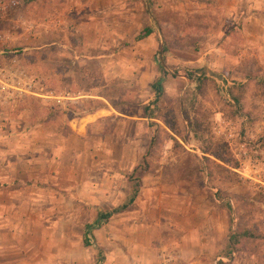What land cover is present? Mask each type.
Masks as SVG:
<instances>
[{"label":"rangeland","instance_id":"1","mask_svg":"<svg viewBox=\"0 0 264 264\" xmlns=\"http://www.w3.org/2000/svg\"><path fill=\"white\" fill-rule=\"evenodd\" d=\"M5 28L0 63L37 95L0 91V263L63 248L96 264L105 240L134 238L168 264L160 245L188 238L194 258L198 243L215 264H264V0H22Z\"/></svg>","mask_w":264,"mask_h":264},{"label":"crops","instance_id":"2","mask_svg":"<svg viewBox=\"0 0 264 264\" xmlns=\"http://www.w3.org/2000/svg\"><path fill=\"white\" fill-rule=\"evenodd\" d=\"M43 102H45V104H49V103L60 104L62 101L59 99L58 100L45 99ZM101 117H102V111L95 110L92 113L85 114L79 120H74L77 126V131L81 127L85 130V128L88 125L94 123L96 120L100 119ZM124 211L120 213H123ZM120 213H116V214H120ZM101 226L99 228H96V230L97 229L99 230ZM96 230L95 229L92 230L91 235H94L95 234L94 231ZM190 246H191L190 240L188 238H184L177 240L176 242H173L168 245L161 244L159 250L161 251L166 250L167 252H169L170 255H172L169 257L171 261L168 264H215L213 262V257H212L214 253V249L212 247H209L208 245L201 247V245L197 243L195 249L198 252L197 254L199 255L194 258L192 256V252H191L192 248ZM103 247L106 249V254L103 264H166V263H161L160 260H156V257L154 255V250L150 247V243L147 240L142 245V243H138L137 240H135L134 238L120 239L118 241L108 239L105 240ZM177 247L179 248V250L175 251ZM9 250L16 251L15 255L24 252L21 249V247L19 248L18 245H15L14 248H10ZM201 254H203L204 256H201ZM1 255L3 254L1 253ZM42 255H44L43 257L44 264H66V262L67 264L71 263V259H69V257L68 258L65 257L63 248L58 250L55 254L49 253L48 249H46L44 253H42ZM0 264H15V263H13L12 260L6 259ZM17 264H21V261L19 260ZM78 264H89V261H87V259L84 257L83 260L81 259V261H79Z\"/></svg>","mask_w":264,"mask_h":264},{"label":"built area","instance_id":"3","mask_svg":"<svg viewBox=\"0 0 264 264\" xmlns=\"http://www.w3.org/2000/svg\"><path fill=\"white\" fill-rule=\"evenodd\" d=\"M22 5V0H0V47L7 43L9 39L8 31L5 28L10 17ZM2 54V50H0ZM33 82L27 77L24 71L7 66L0 63V91L8 98H17L25 94L37 95L31 90ZM39 95V94H38ZM45 99H59L61 94L47 91L45 95L41 94Z\"/></svg>","mask_w":264,"mask_h":264},{"label":"trees","instance_id":"4","mask_svg":"<svg viewBox=\"0 0 264 264\" xmlns=\"http://www.w3.org/2000/svg\"><path fill=\"white\" fill-rule=\"evenodd\" d=\"M152 33V30L150 28H145L143 29L139 35L136 37V40H142L146 37H148L150 34ZM159 66H160V72H161V76L153 83L152 88L154 90L155 93V98L153 101V104H157V102L159 101L160 98V92H161V84L164 80V76H165V69H164V65L161 61H159ZM148 110V107H144V111ZM155 110L159 113L162 112V110L159 107H155ZM160 121L172 132L177 133V126H176V121H175V117L172 113L171 110H168L167 113H165V115H161L159 116ZM219 159L223 160L222 157H218ZM139 193V182L137 179L132 181V189L129 193V195L127 196L125 202L112 209L110 212H99L95 221L91 224H88L85 226L84 229V234H83V244L84 246H90L91 245V232L92 230L99 228L106 220H108L112 214H116V213H120L124 210H126L137 198ZM252 235L249 232H242L239 235H233L230 240H234V242H236V238L237 237H251ZM231 243V242H230ZM104 257H103V253L101 250H98L97 253V260H96V264H101L103 261Z\"/></svg>","mask_w":264,"mask_h":264}]
</instances>
